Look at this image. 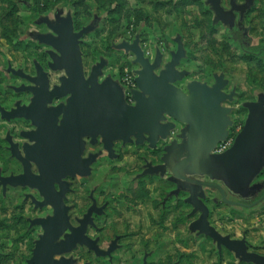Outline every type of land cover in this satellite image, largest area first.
Wrapping results in <instances>:
<instances>
[{
	"label": "rangeland",
	"instance_id": "obj_1",
	"mask_svg": "<svg viewBox=\"0 0 264 264\" xmlns=\"http://www.w3.org/2000/svg\"><path fill=\"white\" fill-rule=\"evenodd\" d=\"M222 5L228 7V0H222ZM263 10L264 0H254L245 17V24L252 28L248 37L255 40L249 48L253 52L260 48L264 52V31L256 21L264 17ZM67 15L71 17L73 31L94 24L78 43L85 74L96 63L105 62L99 81L110 77L121 87L133 81L135 69L140 66L134 62L135 55L131 51L118 46L121 42L131 43L137 39L143 55L150 60L160 52L162 67L176 51L179 39L184 55L177 69L186 73L182 80L176 81L178 87L184 89L186 82L191 80L212 84L214 76L222 74L227 80L225 90L233 88L236 91L232 102L231 117L235 122L231 135H235L244 122L247 114L244 103L264 97V63L260 55L243 53L240 44L224 34L222 23H212L213 11L204 0H0V107L3 110L15 108L16 102L23 103V91L17 88L24 86L25 79L13 71L30 73L36 61L44 69H49V73H63L50 69L48 52L51 47L39 43L35 34L52 32L46 20L53 22ZM54 74L51 78L56 79ZM27 126L29 123L23 117L7 120L0 112V176L22 172V164L12 155L10 143L18 146L23 142L20 132ZM99 148L95 145L87 150ZM17 149L23 155L22 150ZM140 164L137 157L109 161L103 154L93 164L89 176H80L87 181L88 189L102 188V192L95 194L99 201L104 192L108 193V200L114 201L107 214L99 218L98 225L106 226L109 231H132L122 234L126 238L122 240L121 249L114 251V264H128L131 260V264H140L145 251L156 253L155 261L150 264H160L163 260L166 264L168 261L171 264H254L235 256L223 246L218 250L209 236L187 228L197 215H190L191 206L183 202L185 193L179 198H171L165 219L163 215L158 217L152 207V202L159 200V193L154 192L157 181H143L139 187L126 186L132 182L130 179ZM263 180L264 168L252 183H264ZM115 181L120 185L111 187ZM125 187L130 189L123 190ZM87 188L69 197V201L75 204L73 215L82 213L88 203ZM24 193L39 201L42 199L36 189L27 186L23 190V186L8 185L3 191L0 185V264H26L34 240L43 232L41 226L31 220L51 213L48 205L36 209L30 199L24 198ZM213 194L205 189L204 201L210 208L211 225L222 235L244 238L246 251L264 255V201L249 208L221 202L214 205L211 202ZM158 220L166 224L165 233L157 228ZM104 235L108 238L113 234ZM82 251L85 252L84 248L73 251L80 254L79 262L90 259L95 264H111L103 257L95 259Z\"/></svg>",
	"mask_w": 264,
	"mask_h": 264
},
{
	"label": "water",
	"instance_id": "obj_2",
	"mask_svg": "<svg viewBox=\"0 0 264 264\" xmlns=\"http://www.w3.org/2000/svg\"><path fill=\"white\" fill-rule=\"evenodd\" d=\"M213 11L212 23L232 24L235 11L239 19L253 5L254 0H228V8H224L222 0H204ZM52 32L36 33L39 43L51 47L48 52L51 61L48 66L53 71H63L59 83L49 89L46 73L35 61L37 77H28L36 86H20L17 90L29 89L33 96L28 106L15 103V108L5 111L0 107L3 118L24 117L30 120L35 129L21 131L20 134L30 142L22 148L23 155L16 144H11V153L22 164V172L0 176V185L5 191L7 186H27L36 189L42 199L36 200L30 196L37 207L50 205L52 216L36 217L31 223L40 224L43 232L34 240L31 257L27 264H67L73 260L54 259V255L68 253L76 242L84 243L97 255L110 254L98 248L87 239L84 230L93 206L79 220L80 226L73 228L71 234H65L66 241L55 243L56 239L68 226L67 206L63 202L66 190V177L87 176L91 172L90 164L98 153H91L83 158L84 138L89 137L90 143L98 141L109 156L113 155L114 142L123 144H142L144 141L150 147H155L159 140H166L176 126L183 124L177 135L181 138L179 145L186 151L180 163L193 164L192 172L199 176H208L211 180H219L226 189L243 199L253 197L264 187V183L253 184V180L264 168V97L256 101L244 103L247 115L244 124L235 135L230 147L222 152H212L218 142L224 141L231 125L229 113L231 107L223 103L232 100L234 91L227 93L224 88L227 80L223 75H215L214 82L207 84L197 80L186 82L185 88L175 83L185 76L184 70L177 69L183 57L181 41L171 53L170 60L161 67L162 55L157 52L154 59L143 55L137 39L133 42H121L118 46L134 55V62L139 64L135 69L136 88L132 90L133 103H128L124 97L121 85L110 77L102 76L104 61L93 65L85 77L81 63L79 38L90 32L94 24H89L79 31H73L71 17L57 18L47 21ZM12 69V68H11ZM13 73L26 76L22 71ZM54 98H65L64 102L51 104ZM168 117L170 120H168ZM176 122V123H175ZM172 140L169 147L173 146ZM32 163L37 173L31 171ZM158 166H152L144 173H153ZM178 166L173 167L174 171ZM185 178V177H184ZM192 183L186 187L188 197L186 202L192 206L190 215L200 211L199 216L192 220L188 228L192 232L209 236L218 250L223 247L234 252L242 260L254 264H264V255L246 251L244 238H230L219 233L208 220V208L201 198L205 196L201 185L212 187L211 184L186 177ZM59 185V189L55 188ZM195 184V185H193ZM227 203L253 206L264 199V194L251 204L230 201L220 185H214ZM88 264V263H85Z\"/></svg>",
	"mask_w": 264,
	"mask_h": 264
},
{
	"label": "flooded vegetation",
	"instance_id": "obj_3",
	"mask_svg": "<svg viewBox=\"0 0 264 264\" xmlns=\"http://www.w3.org/2000/svg\"><path fill=\"white\" fill-rule=\"evenodd\" d=\"M237 1V0H236ZM243 0L241 1H237V3H242ZM254 5V3H253ZM252 5V6H253ZM250 6V8L252 7ZM224 7V6H223ZM229 7V5H228ZM228 7H224V8H228ZM250 8L247 9L242 18L239 19V13L237 11H235V19L232 22V24L229 25H223V31L224 34H227L229 37H232V39L240 44V50L243 53H249V54H254V55H260L262 62L264 63V52L262 50V48H260L257 52H253L251 51L249 48L251 47V45L255 42L254 39H251L249 36V31L252 30V28L250 27V25L247 23L245 24V17L248 14V12L250 11ZM263 16H264V10H263ZM256 21H259V27L261 30L264 31V17H262V19H256ZM41 64V63H40ZM43 65L41 64V67ZM42 70L44 72H47L46 76L49 82V89L54 85V84H58L59 83V77L63 74L58 72V74H54V73H49L51 71H48L49 69H44V67H42ZM89 73V71H88ZM85 74V77L88 75ZM51 74H54L56 76V79L53 77L51 78ZM23 79H25V84L23 87L25 86H36L34 82L30 81V79L28 77H37V72L36 69L33 65V69L30 73L28 72H24ZM136 75H134L135 78ZM53 79V80H52ZM225 90V88H224ZM226 91V90H225ZM230 91H234V94L232 95V100L231 101H225L223 103V105L225 106H229L231 107V112L229 113L230 119L232 121L231 125L227 127L228 130V134L226 136V138L229 140V145L225 148L227 149L228 147H230V145L232 144L235 135L239 132V130L242 128L244 122L242 123V125L238 128V132L235 133V135H231V129L234 126V119H232L231 115H232V111H233V106H232V102L236 96V91L233 90H229L226 91L227 93H229ZM125 95V93H124ZM23 103H20L23 106H28L31 98L33 96V93L31 90L29 89H24L23 90ZM132 98V97H131ZM125 99L127 100L128 103H131L132 100H129L126 96ZM65 98H54L52 99L51 104L48 105H56L60 102H64ZM247 101H254V100H247ZM247 115V114H246ZM246 118V117H245ZM23 120H25L26 122L29 123V126L27 127H23V131H29L32 129H35V127L31 124L30 120H27L23 117ZM168 120H170V118L168 117ZM245 120V119H244ZM176 123V122H175ZM176 129L171 130V134L173 133V136L170 138V136L166 139V140H159L156 143L155 147H150L149 143L144 141L142 144H135L134 142L132 143H125L123 144L121 141H117L114 142L113 145V155L109 156L108 152L106 150L103 149L102 143L98 141L95 144H91L90 138H84V148H83V153H82V157L85 158L87 157L89 154L91 153H98L97 157L95 158L94 162H92L90 164V168L92 171V166L95 163V161H97V159L99 157H101L103 154L105 155L106 159L110 160H116L119 161L121 159H123L126 156H131V157H137V159L140 161V168L139 170L135 173V175L130 179V181H132L131 183H126V186H130V185H134L135 187H139L140 182L146 181V182H151L154 183L155 181H157L159 187H154V192L155 193H159V200L158 201H153L152 202V207L154 208V210L156 212H158V217H161V215H163L164 219L166 217V215L168 214L169 210H170V203H171V198H179L180 195L182 193H185L187 195H185V197L183 198V202L190 205L188 202H186V198L188 197V193L186 191V187L190 186L192 183H190L189 181L186 180V177H191L193 179H197L200 180L204 183H208L211 184L212 187H206L204 185H201V187L204 190V194H205V189H209L211 190L213 194V196L211 197V202L214 205H218L220 202L222 204H226L229 206H239V207H243V208H249V207H245L242 205H236V204H232V203H227L224 202L222 200L221 194L219 192V190L217 188H215L214 185H220L223 187V189L226 192V198L230 201H238L240 203L243 204H251L254 201H256L258 198H260L263 194H264V188H262L260 191H258L256 193L255 196H253L252 198H246L243 199L240 196L232 193L231 191H229L228 189L225 188V186L223 185V183L219 180H211L209 179L208 176L204 175V176H199L196 173L192 172V169L195 168L193 164H187L185 165L184 163H180L182 159H184V153L180 154L179 152L181 151L179 147L175 146L176 142H180V138L177 136L179 134V129L180 126L177 125L176 123ZM174 141L173 146L169 147L171 141ZM225 141V140H224ZM26 139L24 138L23 142H21L17 147L19 149L22 150L23 145L26 143ZM32 142H29L28 144H31ZM220 143H217V147L214 149V152H222V151H218V145ZM95 145L100 146L99 149L96 150H87V148L89 147H93ZM89 146V147H88ZM132 149H129L131 148ZM186 166L184 169L181 168V166ZM152 166H158L157 169L155 170V172L153 173H144V171H148L151 169ZM174 166H178L174 171L176 172L177 175L173 174V167ZM31 171L33 173H37V170L35 168V165L32 163L31 166ZM91 174V172H90ZM89 174V175H90ZM88 175V176H89ZM185 177V178H184ZM256 179V178H255ZM63 181H65L66 184V190L64 193V197H63V202L65 204V206H67V217H68V226H66V228L64 229L63 233L56 239L55 243L59 244L60 242L66 241L67 237H65V234H71L72 229L73 228H77L80 226V222L79 220L82 219L84 217L85 214H87L88 209L93 206V209L91 210V213L89 215L90 221L87 222L85 230H84V235L87 237V239H89L90 241H92V243L98 248V250L100 251H104L106 252L109 248H111L112 250L110 251V254H106V255H97L95 253V250H93L92 248H90L89 246H87L84 243H79L76 242L75 246L72 248V250L68 253H63V254H56L54 255V259L59 260L61 259V257L65 258V259H70L73 260V262H67V264H95L94 262L92 263L90 261V259H84L81 262L78 261L77 258H79L80 254H74L73 251H76L78 248H84L85 252L82 251V254L87 253L86 255H92V257L95 259H97L98 257H103L105 258L106 261L110 262L111 264L115 263L114 258L112 257L116 250L121 249V246L123 245L122 240L126 238V236H123L122 234L124 233H130L132 231H123V232H119L117 230H112L109 231L108 228L104 225H98V220L101 217H104L107 214V210L109 209V207L111 206V204L114 203L113 200H108L107 197V192H104L103 195V199L101 201H99L96 198V193L99 194L100 192H102V188H96V187H91V188H87V181L83 178L80 177L79 175H76L74 177H66L65 179H63ZM254 181V180H253ZM264 182V180L262 181ZM117 185H120L119 181H115L113 183H111V187H115ZM124 184L121 183V186H123ZM195 185V184H193ZM167 187V188H166ZM55 188L58 190L59 189V185L55 184ZM87 191L88 193V203L86 204L84 210L82 213H80L79 215H73L72 211L75 209V204L74 202H70L69 201V197L70 196H74L80 193V190H84ZM159 190H158V189ZM26 189V186H23V190ZM130 188H123V190H129ZM206 197V195L201 198V200L203 201V203L207 206L208 208V220H209V216H210V208L209 206L205 203L204 198ZM24 198L30 199V195L28 193H24ZM182 199V198H181ZM37 200V199H36ZM32 201V200H31ZM264 201L261 200L260 202ZM259 202V203H260ZM26 205V203H25ZM35 205L34 203L32 204V206ZM50 206V205H48ZM191 206V205H190ZM51 208V213L49 214H45L44 216H40V217H46V216H52L53 215V209ZM36 209H38V207H36ZM191 210H192V206H191ZM191 212V211H190ZM200 211H197L196 213H193L192 215H197L196 218L199 216ZM36 218V217H35ZM195 218V219H196ZM193 219V220H195ZM27 220V218H26ZM192 221V220H191ZM190 221V222H191ZM189 222V223H190ZM210 222V221H209ZM211 224V223H210ZM40 225V224H39ZM165 223H160V221H157V228L160 231H163L164 233L166 232V227H165ZM41 226V225H40ZM39 226V227H40ZM188 228V226H187ZM40 229H42V227H40ZM189 229V228H188ZM43 231V229L41 230ZM113 234L112 236L107 238V235H104L105 233H110ZM90 233H94V236H89ZM202 234V233H201ZM200 234V235H201ZM39 235V233H38ZM37 235V236H38ZM107 238V239H106ZM36 240V239H35ZM105 241V243H104ZM102 243H104L102 245ZM217 248V247H216ZM32 254V253H31ZM110 255V256H109ZM31 257V256H30ZM156 257V253L153 251H148V252H143L142 254V258H141V262L140 264H150V262H154V258ZM153 258V259H152ZM27 260V259H26ZM153 260V261H152ZM132 261V260H131ZM130 261V262H131ZM128 264H131V263ZM160 264H166V262L160 261ZM27 264V263H26ZM168 264H171L170 261H168Z\"/></svg>",
	"mask_w": 264,
	"mask_h": 264
},
{
	"label": "built area",
	"instance_id": "obj_4",
	"mask_svg": "<svg viewBox=\"0 0 264 264\" xmlns=\"http://www.w3.org/2000/svg\"><path fill=\"white\" fill-rule=\"evenodd\" d=\"M133 81L130 82H127L126 84H123V89H124V93H125V96L129 99V100H132L131 98V92L133 89L136 88V83H135V80H134V77L132 78ZM131 86V87H129ZM229 140H225L224 142H221L219 145H218V148L217 150L218 151H222L224 150L228 145H229Z\"/></svg>",
	"mask_w": 264,
	"mask_h": 264
},
{
	"label": "crops",
	"instance_id": "obj_5",
	"mask_svg": "<svg viewBox=\"0 0 264 264\" xmlns=\"http://www.w3.org/2000/svg\"><path fill=\"white\" fill-rule=\"evenodd\" d=\"M122 88H123V87H122ZM123 93H124V89H123ZM124 97H125V95H124ZM132 103H133V100H132L131 104H132ZM177 125L180 126V129H179V133H180V130L183 128L184 125H183V124H178V123H177ZM175 129H176V127L174 128V130H175ZM172 136H173V133L170 134V138H171ZM225 140H227V138H225ZM117 141H119V140H117ZM117 141H115V142H117ZM175 142H176V145H175V146L179 147L180 150H181L179 153H180V154H181V153H182V154H183V153L185 154V153H186L185 149L179 145V143L181 142V138H180V142H177V141H175ZM221 142H224V141H221ZM221 142H218V143H221ZM216 147H217V145L215 146V148H216ZM215 148H214V149H215ZM212 152H214V150H212ZM185 167H186V166H184V165L181 166L182 169H184ZM263 188H264V187H263ZM251 198H252V197H251Z\"/></svg>",
	"mask_w": 264,
	"mask_h": 264
}]
</instances>
